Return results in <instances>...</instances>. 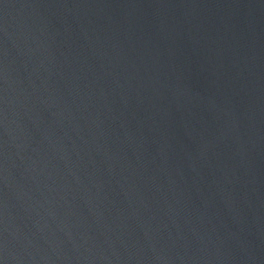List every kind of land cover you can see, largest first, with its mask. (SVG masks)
<instances>
[{
  "label": "water",
  "instance_id": "water-1",
  "mask_svg": "<svg viewBox=\"0 0 264 264\" xmlns=\"http://www.w3.org/2000/svg\"><path fill=\"white\" fill-rule=\"evenodd\" d=\"M0 264H264V0H0Z\"/></svg>",
  "mask_w": 264,
  "mask_h": 264
}]
</instances>
